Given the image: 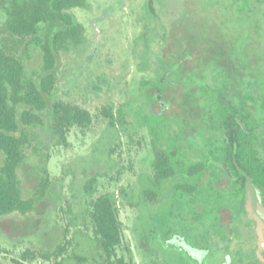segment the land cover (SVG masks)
<instances>
[{
    "label": "rangeland",
    "instance_id": "1",
    "mask_svg": "<svg viewBox=\"0 0 264 264\" xmlns=\"http://www.w3.org/2000/svg\"><path fill=\"white\" fill-rule=\"evenodd\" d=\"M175 1L177 5L173 3ZM180 1L155 0V8L166 27L160 29L165 35L160 45L163 46V53L167 54V66L183 56L180 64L191 68L186 74L173 72L168 75L173 95H160L161 105L154 99L151 102L153 110H150L141 92H144L141 83L149 82L151 78V72L144 71L142 66L151 64L162 51L153 48V53L142 52L145 28L141 15L145 11L146 0H87V8L73 10L85 27L86 42L83 48H69L61 54L56 98L87 109L92 120L85 129L73 127L66 136L65 146L57 145L47 128L34 130L36 139L27 150V161L18 170L23 195L28 196L34 186L33 181L27 179L32 167L46 165L51 184L36 210L26 215L13 213L0 218V264H14L13 259L22 264H50L40 258L23 261L19 254L25 249H52L61 241L64 230L70 241L64 254V264H95L89 240L92 231L90 225L85 227L83 218L91 209L92 199L103 193L117 195L116 209L123 232L117 256L130 260L132 264H182L172 251H162L152 244V217L149 215L156 207L144 205L139 200L140 176L144 175L143 186L147 179H151L150 122H159L161 118H155L154 114L160 111L165 116L170 115V112L177 111L178 106L174 117L182 119L187 109H191L189 100L192 94L187 85H191L190 80L196 82L201 74H207L212 65L204 63L202 49L233 46L236 50L239 41H242L246 56L244 61H252V64L257 63L264 68V23L259 16L256 21L248 23L245 33L238 32L236 27L223 26V15L219 11L213 22L207 20L198 7L199 0L184 2V12L177 10ZM170 4L175 5V9L174 6L169 8ZM2 20L0 7V24ZM93 23H96L97 31ZM235 36L234 46L230 40ZM189 41L191 43H187ZM162 55L158 58L160 61ZM39 63L40 54L33 52L26 61L27 72H39ZM106 106H111L114 113L120 111L122 125L118 123L115 128L108 125L101 114ZM168 125L172 140L179 146L188 147L186 131L180 128L177 119L173 118ZM164 141L161 139L158 144L164 146ZM43 156H48L46 163ZM92 176L93 193L87 195L84 185ZM164 187L161 186L162 189ZM217 216V220L214 215L201 218L196 225L209 235L210 240L202 235L197 239L211 243L214 254L228 249L232 253V261L236 263L238 260L234 251L254 248L252 229L246 228L243 220L232 219L227 210H220ZM217 227H220L219 230ZM237 255L242 256V253Z\"/></svg>",
    "mask_w": 264,
    "mask_h": 264
},
{
    "label": "trees",
    "instance_id": "2",
    "mask_svg": "<svg viewBox=\"0 0 264 264\" xmlns=\"http://www.w3.org/2000/svg\"><path fill=\"white\" fill-rule=\"evenodd\" d=\"M186 1L189 2L180 1L178 11L180 9L181 12H184V9L186 11L183 6ZM149 2L152 3V0H147L145 11L141 15L143 23L147 24L155 13ZM173 3L177 5L176 1ZM197 4L207 20L213 22L216 12L219 11L223 15V26L236 27L239 29L238 32L245 33L248 23L256 21L259 16L264 23V0H199ZM175 5L170 4L169 8L174 6L175 9ZM167 6L168 3L166 9ZM0 7L3 13L0 24V218H2L13 213L26 215L36 210L37 205L48 194L51 180L46 165L30 168L27 179L32 180L34 186L28 196L23 195L18 175L19 168L27 161V150L36 139L34 130L39 127L47 128L55 143L65 146L66 136L70 130L73 127L87 128L92 117L87 109L56 98L61 54L69 48H83L86 42L85 27L73 14V10L87 8V0H0ZM161 28H165V25L160 24ZM145 35L142 33L143 40ZM150 35L145 42L149 43L152 40L153 35ZM236 39L235 36L230 40L234 46ZM201 51L204 63L212 65L207 74L199 76L198 81L192 82L188 78V82L190 80L191 83L187 85L192 94L189 100L191 109H187L182 119L175 118L174 115L179 109L174 101L177 111L166 116L160 111L154 114V117L165 121H155L158 122L155 125L154 121L150 122L149 131L153 140L151 176L156 185L164 179L173 180L172 201L180 196L177 194L179 191L186 193L196 191L200 185L197 183L199 179L203 185H210L215 192H219L220 196L226 191V194L234 192L241 197L244 193L245 180L238 168L251 177L258 189L264 191V68L257 63L252 64V61L251 63L244 61L246 56L242 41H239L236 50H233V46H215L210 50ZM33 52L40 54V71L31 74L27 72L26 61L32 57ZM166 56L167 54H164L160 61L164 64L165 70L170 69L171 73H189L188 69L191 66L187 68L180 64L183 56L170 67L167 66ZM162 76L163 72L154 65L149 82L141 83L144 92L140 90L142 95H145L150 110H153L151 102L159 97L157 91L160 95L170 96L172 93L168 84L169 77L163 84ZM146 85L149 87L145 88ZM101 114L112 128L118 123L123 124L120 111L114 113L111 106L103 107ZM173 118L177 119L180 128L186 131L188 147L179 146L172 140L168 122ZM161 139L165 140V149H161V144L157 143ZM43 158L46 163L48 156ZM193 158L195 160H192ZM214 161L223 164L224 168L214 165ZM213 179L219 181L217 184L219 189ZM139 180V200L144 205L158 201L159 191L147 185L143 186L142 176ZM93 182L92 176L84 185L87 195L93 193L91 190ZM163 191L166 190L160 192ZM170 194L169 192L167 195V191L163 193L166 199ZM116 204L115 193L100 194L92 199L91 209L83 218L85 227L90 225L92 231V238L89 240L93 246L95 264H132L130 260L116 254V250L122 246L123 237ZM170 205V200L165 207L157 205L154 213L149 216L152 218L173 216L175 210ZM215 207L190 211L199 223L201 218ZM179 214L182 217L179 216L180 219L185 220L182 210ZM219 228L217 227V230ZM68 245L70 241L67 238V231L64 230L61 241L52 249L38 251L25 249L19 257L29 262L40 258L50 264H64V254ZM12 262L22 264L17 259H13Z\"/></svg>",
    "mask_w": 264,
    "mask_h": 264
},
{
    "label": "flooded vegetation",
    "instance_id": "3",
    "mask_svg": "<svg viewBox=\"0 0 264 264\" xmlns=\"http://www.w3.org/2000/svg\"><path fill=\"white\" fill-rule=\"evenodd\" d=\"M152 2V8H154L155 13L153 12L154 14H151L152 17L149 19V24H143L145 28L144 33L146 35L144 36V48H142V52H144V50H147L150 53H153L154 50L157 51L160 49L163 53V46L160 45V41L164 39V35L160 32V24H164V22L162 16L157 12V8H155V0H152ZM95 26L96 23H93V27L96 29ZM150 33L151 35H153L152 40H150L149 43L147 41L145 42ZM153 48L154 50L151 51V49ZM162 53L159 52L158 55L161 56ZM154 65L158 67V70L163 72L161 81L164 84L163 81H165L169 73H171L170 69H164L165 66L160 62L157 55L156 59L151 62L150 66L153 68ZM150 66L143 65L142 69L144 71H150L152 74V68ZM157 93L159 97L156 101L159 104L162 97L160 96L159 91H157ZM157 143L160 142L157 141ZM160 148L165 149L166 147L165 145H161ZM152 159L153 154L150 161V168L152 166ZM192 160H195V158H193ZM213 164L222 169L224 168L223 164L219 162L214 161ZM181 175L182 174H180L179 176L181 177ZM203 180L207 181V179ZM213 182L216 183L215 186L219 189L220 187L217 185L219 184V181H215L213 179ZM197 183H200V185H198V189L196 191H193L192 193H186L182 191H179L178 193L176 192L177 194H180V196H178L177 200L172 201L171 196L174 193V186H172L173 180L164 179L160 182L159 185H156V182L155 180H153L152 176L151 179L146 180L145 184L148 185L149 188L158 190L160 193L159 200L151 203L153 207H157V205L160 204L165 207L167 204H169L170 200V207L175 210V214L171 217L169 216L170 219L169 217L159 218L155 216L152 218V224L150 228V231L152 233V244L159 247L162 251H172L173 253H171L179 257L178 260L182 264H264V248L259 250L257 249L254 226L251 220L245 216V212L243 209L244 193H242L241 197H238L234 194V192H228V194H226L225 191L222 192L223 194L222 196H220L219 192H215L210 185H203L200 179L197 181ZM162 185H165L164 189L161 188ZM161 190H166L167 195L170 192V197H167L166 199V197H164L163 195V193L166 191L160 192ZM232 190H234V188H232ZM260 194L264 206V191L260 190ZM212 207H215V209H213V211L211 212H208L207 214L214 215L216 220L218 219L217 214L220 210H227L232 219H234L235 221L243 220L242 223L244 224V226L246 228L252 229L254 235V248L249 251H243L241 249V251H238L239 249L234 251L233 254L238 260L236 263L232 261V253L228 249H221L218 254L212 253L210 245L211 243L207 242L210 240L209 235L203 233L197 227L196 224L198 220L194 218V214H191L190 211V209L202 210L205 208L212 209ZM180 210H182L185 220L180 219ZM223 226L227 228L226 224H224ZM224 227H222V229ZM228 230L232 232L231 228H228ZM199 235L205 237L207 241L205 239L204 241H199L197 239ZM237 253H242V256H238ZM189 261L192 262L189 263Z\"/></svg>",
    "mask_w": 264,
    "mask_h": 264
},
{
    "label": "water",
    "instance_id": "4",
    "mask_svg": "<svg viewBox=\"0 0 264 264\" xmlns=\"http://www.w3.org/2000/svg\"><path fill=\"white\" fill-rule=\"evenodd\" d=\"M150 5L152 7V3ZM238 123L244 128L240 121ZM238 171L243 175L245 180L243 209L245 216L251 220L254 226L256 246L259 250L264 248V206L260 190L254 185L251 177L245 171L239 168Z\"/></svg>",
    "mask_w": 264,
    "mask_h": 264
}]
</instances>
